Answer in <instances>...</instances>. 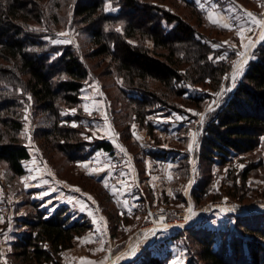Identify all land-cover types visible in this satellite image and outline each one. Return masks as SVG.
Segmentation results:
<instances>
[{"label":"rangeland","instance_id":"1","mask_svg":"<svg viewBox=\"0 0 264 264\" xmlns=\"http://www.w3.org/2000/svg\"><path fill=\"white\" fill-rule=\"evenodd\" d=\"M70 1L60 9L54 6V0H47L43 5L49 10L50 18L54 13L58 16L56 21L51 19L52 43L74 46L75 53L89 69L80 105L62 109L64 118L77 119L62 124L86 127L85 131L81 130V138L87 144L88 160L73 162L61 153L53 137L40 138L41 129L48 128L49 124L43 116L37 117L33 99L26 95L20 132L31 154L24 162L26 173L18 176L7 163L0 162V264H23L15 255L13 243L26 230L23 220L35 215L34 210L39 208L50 217L61 207L71 221L89 223L90 229L63 252L61 264H105L109 261L136 264L134 259L147 248L163 256L169 255L167 264H191L196 258L191 249L194 243L187 238L189 233L184 229L189 228L192 217L198 215L203 217L194 226L213 231L215 247L222 242L229 246V237L238 228V217L254 215V218L264 219V212H253L264 205V135L256 150L243 155L231 152L225 166L217 160L211 167L210 185L205 193L202 180L207 178L208 172L200 154L207 124L235 91L255 50L264 43L261 38L264 25L253 23L247 15L250 12L257 20L264 21V0H223L226 9L225 6L220 8L217 0H187L194 2L204 22L213 25L221 34L205 25L201 30L208 29L212 38L235 50L237 57L220 91L203 85L182 84L183 87L178 85L177 88L186 90L183 98L175 96L167 106L156 105L146 119V123L154 126L156 138L150 136L140 122L131 119L132 114L128 115L131 109L124 104L125 99L138 97L139 93L124 87L123 78L114 71L116 65L112 58L93 56L96 47L90 41L91 34L74 17L76 0ZM149 1L199 23L192 10L185 8L180 0ZM117 3L106 0L105 11L118 15L121 8ZM216 10L222 13L220 21L212 23L208 13ZM223 24L230 27H222ZM115 28L120 31L119 25ZM238 32H242L243 38ZM146 44L153 47L152 42ZM255 44V49H251ZM229 53L227 50L224 55ZM151 87L164 90L155 81L151 82ZM123 89L125 94L121 92ZM191 98L202 101L191 102ZM117 111H121L122 121L131 131L128 143L117 138L120 135L114 122ZM97 140L111 142L114 153L94 149L92 145ZM152 150H163L160 152L164 154L160 157L163 160L151 156ZM245 172L248 174L246 181ZM197 184L196 194H202L201 201L189 194ZM99 185L108 192L116 209L109 204Z\"/></svg>","mask_w":264,"mask_h":264},{"label":"trees","instance_id":"2","mask_svg":"<svg viewBox=\"0 0 264 264\" xmlns=\"http://www.w3.org/2000/svg\"><path fill=\"white\" fill-rule=\"evenodd\" d=\"M46 1L0 0V162L7 163L18 176L26 173L24 162L31 158L20 137L22 109L28 95L33 99L37 117L43 116L49 124L48 128L41 129L40 138L53 137L61 153L73 162L88 160L87 144L81 138V130L85 131L86 127L62 124L77 120L64 118L62 109L80 105L89 69L75 53L74 46L52 43L51 19L56 21L58 16L54 13L50 18L49 10L43 5ZM180 1L192 10L198 24L149 0H112L121 8L118 15L105 11L106 0H76L73 6L75 19L91 34L90 41L96 47L93 56L112 58L116 65L114 71L123 78L124 87L139 93L138 97H126L124 104L131 109L130 118L140 122L154 138V126L146 123V119L156 105L167 106L175 96L183 98L186 90L177 88L182 84L220 91L237 57L235 50L212 38L208 29L201 30L205 25L219 32L204 22L194 2ZM68 3L71 1L54 0L53 4L60 9ZM146 41L152 42L153 47ZM227 50L230 53L225 56ZM152 81L164 90L153 89ZM121 92L126 93L124 89ZM114 101L118 102L116 98ZM190 101L202 100L191 98ZM114 122L120 140L128 143L131 131L123 123L121 111L115 113ZM263 135L264 43L255 50L235 91L205 128L200 155L208 173L202 180L203 192L209 189L211 167L217 160L225 166L231 152L243 155L256 150ZM92 146L110 154L115 150L107 140H97ZM247 175L245 172L244 181ZM198 186L191 190V195L201 201L202 194H196ZM102 191L116 209L108 192L104 188ZM34 213L23 220L26 230L13 243L15 255L23 264H61L63 252L90 229L87 222L71 221L61 207L50 217L40 208ZM253 216L238 217V228L229 237V246L222 242L215 247L211 230L197 226L184 229L194 243L191 249L196 258L191 264H264V219ZM136 260V264H167L169 255L147 248Z\"/></svg>","mask_w":264,"mask_h":264},{"label":"crops","instance_id":"3","mask_svg":"<svg viewBox=\"0 0 264 264\" xmlns=\"http://www.w3.org/2000/svg\"><path fill=\"white\" fill-rule=\"evenodd\" d=\"M219 3H220V8H222L223 6H225L226 4H225V2L223 1V0H217ZM224 9H226V6L224 7ZM223 12V11H222ZM220 13L221 12H219V11H211L210 13H208V19H209V16H211L212 17V19L213 20H216V21H220ZM222 14V13H221ZM207 16V15H206ZM86 87V86H85ZM85 87H84V89L82 90V99H83V97H84V90H85ZM155 128L157 129V124L155 123ZM114 128V127H113ZM115 131V133H116V130H114ZM117 133H118V131H117ZM118 139H119V141H120V135H118V137H117ZM121 143V142H120ZM156 146V145H155ZM159 146V145H158ZM97 151H101V150H97ZM103 151V150H102ZM154 153H156V154H158V156H155V159H157L158 161H161V160H163V158H160L161 156H164V154H162V153H160V152H162L163 150H156V151H154V150H152ZM105 152V151H104ZM108 153V152H107ZM178 158V156L176 157V159ZM146 159H148V158H146ZM134 164H135V162H134ZM191 193V191L189 192V194ZM187 196H188V194H186ZM186 196V197H187ZM55 198V197H54ZM53 198V199H54ZM188 198V197H187ZM189 199L190 198H188V201H189ZM59 206V205H58ZM189 208H192V206H191V204L189 203ZM190 225V224H189ZM194 225H191L190 227H193ZM189 227V228H190ZM10 243H12V240H10Z\"/></svg>","mask_w":264,"mask_h":264},{"label":"snow or ice","instance_id":"4","mask_svg":"<svg viewBox=\"0 0 264 264\" xmlns=\"http://www.w3.org/2000/svg\"><path fill=\"white\" fill-rule=\"evenodd\" d=\"M247 15H248L249 17L252 18L253 23L258 24V25H264V21L257 20V19L252 15V13L249 12V13H247ZM209 20H210L212 23H219L218 21L213 20L211 16H209ZM221 26H222V27H230V26L227 25V24H223V25H221ZM117 31H119V29H117ZM237 34L240 35L241 38H243V36H242V32H238ZM261 38L264 39V36H262ZM216 47H219V45H217ZM237 71H239V68L237 69ZM86 110H87V109H86ZM210 110H211V109H210ZM193 135H195V134H193ZM137 139H139V137H137ZM118 147H119V145H118ZM121 151H124V149L121 148ZM82 167L87 168V165H82ZM49 174H51V173H49ZM105 187H107V184H105ZM75 190H76V191H79V189H75ZM89 198L91 199V197H89ZM88 242H91V241H88Z\"/></svg>","mask_w":264,"mask_h":264},{"label":"bare ground","instance_id":"5","mask_svg":"<svg viewBox=\"0 0 264 264\" xmlns=\"http://www.w3.org/2000/svg\"><path fill=\"white\" fill-rule=\"evenodd\" d=\"M264 35V34H263ZM262 35V36H263ZM257 46V44H255V45H252V48L251 49H255V47ZM240 65L242 66L243 65V63H240ZM245 65V64H244ZM237 67V66H236ZM255 211H253V212H260V211H262V212H264V205H262V206H258V207H256L255 209H254ZM251 213V212H250ZM249 213V214H250ZM105 264H114V262L113 261H109V262H107V263H105Z\"/></svg>","mask_w":264,"mask_h":264},{"label":"built area","instance_id":"6","mask_svg":"<svg viewBox=\"0 0 264 264\" xmlns=\"http://www.w3.org/2000/svg\"><path fill=\"white\" fill-rule=\"evenodd\" d=\"M203 216H193L192 217V221H190V225H195L196 223H198L201 219H202Z\"/></svg>","mask_w":264,"mask_h":264}]
</instances>
